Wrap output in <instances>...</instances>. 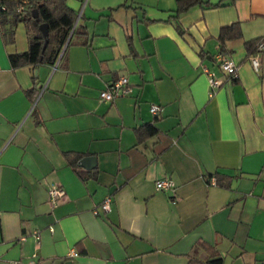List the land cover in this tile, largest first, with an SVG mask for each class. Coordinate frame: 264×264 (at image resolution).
<instances>
[{
  "label": "crops",
  "instance_id": "obj_1",
  "mask_svg": "<svg viewBox=\"0 0 264 264\" xmlns=\"http://www.w3.org/2000/svg\"><path fill=\"white\" fill-rule=\"evenodd\" d=\"M65 3L87 43L64 42L52 62L12 66L25 25L0 23V264H264V0ZM231 22L240 33L220 45ZM202 66L220 79L210 94ZM120 75L129 91L100 99ZM144 123L155 131L138 136Z\"/></svg>",
  "mask_w": 264,
  "mask_h": 264
},
{
  "label": "trees",
  "instance_id": "obj_2",
  "mask_svg": "<svg viewBox=\"0 0 264 264\" xmlns=\"http://www.w3.org/2000/svg\"><path fill=\"white\" fill-rule=\"evenodd\" d=\"M19 1L21 0H0V23L6 15H12L13 21H23L27 34V48L21 52L8 54V59L12 66L52 62L64 42L87 43L85 29L73 25L75 13L66 5L65 0H25V9L22 13L15 11V5ZM199 1L176 0V11L180 12ZM33 10L36 11V15H34ZM41 22L47 24L46 44L43 48L44 37L38 28ZM9 33L11 35V31ZM239 33L240 29L237 22L221 26L217 34L219 44L222 45L224 39L238 36ZM1 35H4L2 31ZM78 37H82V39H76ZM259 39L252 38L244 42L248 53L254 51L255 44ZM220 50H223L222 47H220ZM136 130L138 136H143L154 133L155 127L151 123H144L138 126ZM64 156L67 162L74 166L77 174L83 178V174L75 167L80 154L65 151ZM188 263L192 264L194 261L189 259ZM206 263L220 264V259L212 258L207 260Z\"/></svg>",
  "mask_w": 264,
  "mask_h": 264
},
{
  "label": "built area",
  "instance_id": "obj_3",
  "mask_svg": "<svg viewBox=\"0 0 264 264\" xmlns=\"http://www.w3.org/2000/svg\"><path fill=\"white\" fill-rule=\"evenodd\" d=\"M24 2L25 0H21L15 5L16 12L22 13L24 11L25 9ZM1 7H3V5H1ZM261 47H262V41L259 39L255 44L254 51L250 53V55L248 56V60L255 70L257 69V65H258L257 53L261 49ZM215 61L217 66L225 73L231 76H236V64L231 60V58L225 52L217 51L215 53ZM202 69L208 75V85H209V94H210L214 90V88L219 85L220 79L215 77L213 75V72L208 70L205 66H202ZM128 91H129V86H128L127 78L124 75H120L117 78L111 80L104 88L99 89L98 97L100 99L110 101L120 95L126 94ZM157 109H158V105L150 104L149 110L152 113H155ZM154 185L156 189L170 191L173 189L174 182L169 177H161L155 179ZM47 195L49 201L52 204H55L57 199L64 195V190L60 185H53L48 189ZM109 202H110V197L105 196L99 203V207L102 210L107 211L109 209ZM66 254L73 256L76 255L77 252L73 248H70ZM6 264H13V262H8Z\"/></svg>",
  "mask_w": 264,
  "mask_h": 264
},
{
  "label": "water",
  "instance_id": "obj_4",
  "mask_svg": "<svg viewBox=\"0 0 264 264\" xmlns=\"http://www.w3.org/2000/svg\"><path fill=\"white\" fill-rule=\"evenodd\" d=\"M33 13H34V15H36V11L35 10H33ZM38 28H39L41 34L44 37L43 44H42V48H43L45 46V44H46L47 24L45 22H41V23H39Z\"/></svg>",
  "mask_w": 264,
  "mask_h": 264
}]
</instances>
